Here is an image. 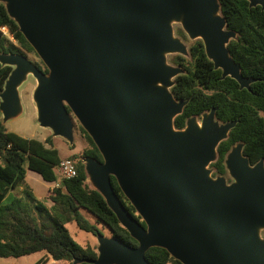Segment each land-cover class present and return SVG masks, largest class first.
<instances>
[{
  "label": "water",
  "instance_id": "obj_1",
  "mask_svg": "<svg viewBox=\"0 0 264 264\" xmlns=\"http://www.w3.org/2000/svg\"><path fill=\"white\" fill-rule=\"evenodd\" d=\"M246 1L264 10V0ZM0 2L47 69L0 52V65L11 67L0 91L1 122L20 112L19 87L32 75L38 124L72 145L77 120L102 157L81 158L87 180L137 241L96 232V257L72 264H151L145 252L154 246L181 264H264L263 159L251 164L238 142L225 156L226 174L213 176L210 166L238 119L220 122L211 108L183 128L173 124L188 101L170 90L184 69L166 56L188 54L173 23L202 42L221 78L240 89L254 81L229 54L236 33L218 0ZM111 176L145 226L122 204Z\"/></svg>",
  "mask_w": 264,
  "mask_h": 264
},
{
  "label": "trees",
  "instance_id": "obj_2",
  "mask_svg": "<svg viewBox=\"0 0 264 264\" xmlns=\"http://www.w3.org/2000/svg\"><path fill=\"white\" fill-rule=\"evenodd\" d=\"M218 2L227 28L236 33L227 45L229 54L240 65L241 75L254 79L250 89H240L238 83L228 76L221 78L220 69L213 68L200 40L189 46L188 62L184 57H176L175 63L184 69V73L174 78L170 88L176 99L188 100L182 112L174 118L175 128H183L187 118L199 116L211 108H215V118L220 122L238 119L227 138L217 146V158L210 164L213 176L226 174L225 156L238 142L243 144L242 153L251 164L260 159L264 161V10L258 5L249 7L246 0ZM1 27L7 29L9 36L0 30V52L19 53L26 57V53H35L0 2ZM34 64L47 71L46 67ZM10 70V66L0 65V91ZM78 128L88 146L67 157L74 161L76 175L61 178L57 169L62 159L50 138L41 141L8 131L1 122L0 113V257L17 258L42 251L45 256L37 264H48L52 260L72 264L74 258L94 259L95 248L77 243L64 226L66 221L72 220L81 230L94 235L99 232L96 224L90 223L79 208L89 212L96 223L106 226L110 236L127 245H137L101 194L86 183L81 158L88 156L101 161L102 157L86 131L80 125ZM27 170L45 182L59 181V186L49 189L41 199L36 198L24 180ZM110 181L125 208L145 226L113 176ZM18 187H22L20 192L8 203H2L6 194ZM145 257L151 264H181L164 248L156 246L148 248ZM77 264L92 263L81 261Z\"/></svg>",
  "mask_w": 264,
  "mask_h": 264
},
{
  "label": "rangeland",
  "instance_id": "obj_3",
  "mask_svg": "<svg viewBox=\"0 0 264 264\" xmlns=\"http://www.w3.org/2000/svg\"><path fill=\"white\" fill-rule=\"evenodd\" d=\"M172 28H173V34L180 38V40L186 45L187 50L191 44H193L196 40H198V39L188 38V36L181 29L179 23H173ZM26 54L29 60L36 63L41 68L45 67V65L43 64V62L37 56L36 53H26ZM177 56L184 57L187 60V62L189 60V53L186 56H183L180 54H167L166 56L167 62L171 65H177L175 63V61L177 60L176 59ZM187 62H185L186 65H188ZM35 85H36V80L32 75H29L26 81H24L20 85L19 87L20 105H21L20 112L17 114V116L7 120L4 123L6 129L8 131L14 132L17 135L25 137V138H33V139H37L41 141L45 140L46 138H50L51 143L54 146H56V148L58 149V153L61 159L67 158L71 154L81 152L83 148L88 146V142L85 139V137L81 134V132L79 131L78 125L80 124L77 122V120L74 117H73V144L72 145H70L65 139L61 137H52L51 131L49 129L41 127L38 124L37 119H36V109H35V105L32 100V92H33ZM27 172H28L27 177L29 179V182L30 184L31 183L33 184V179L31 178L30 175H34V176L35 175L38 176V175L30 170H27ZM225 176L227 178V181L231 180L227 175ZM86 183L89 185V187H91L88 180H86ZM34 188H35V185H34ZM9 201L10 199H6L5 203H8ZM79 211L90 223L96 224V226L99 229V232L102 235L110 236L109 229L101 223H96L95 218L89 212H87L83 208H79ZM64 226L66 227V229L68 230L72 238L77 243L83 246L89 245L95 248V251H96V246H97L96 235L79 229L72 220L66 221L64 223ZM261 236L264 237V230L261 231ZM43 255H44V252L40 251V252H34L31 254L20 256L17 258L0 257V264H37L39 260L43 257ZM64 263L66 262L65 261H50L48 264H64Z\"/></svg>",
  "mask_w": 264,
  "mask_h": 264
},
{
  "label": "crops",
  "instance_id": "obj_4",
  "mask_svg": "<svg viewBox=\"0 0 264 264\" xmlns=\"http://www.w3.org/2000/svg\"><path fill=\"white\" fill-rule=\"evenodd\" d=\"M53 137V136H52ZM44 141V140H43ZM54 146V145H53ZM56 148V146H54ZM28 172L26 171L25 173V183L28 185V187L31 189L32 193L34 194V196L36 198H42L46 195V192L51 189L52 187H55V182H45L43 181L40 176H34V175H30L31 178L33 179V184L29 182V179H28ZM33 176V177H32ZM40 178V179H39ZM41 180V181H40ZM42 182V183H41ZM34 185H35V188H34ZM41 185V187H40ZM22 187H18V188H15V189H12L10 190L6 196L4 197L2 203H5V200L6 199H12V197L14 196V194L16 193H19L20 190H21ZM45 256V254L43 255V257ZM53 261V260H52Z\"/></svg>",
  "mask_w": 264,
  "mask_h": 264
},
{
  "label": "built area",
  "instance_id": "obj_5",
  "mask_svg": "<svg viewBox=\"0 0 264 264\" xmlns=\"http://www.w3.org/2000/svg\"><path fill=\"white\" fill-rule=\"evenodd\" d=\"M1 32L5 35H8V31L5 27L0 28ZM11 38V37H10ZM57 172L61 178H70L76 175V168L74 165V161L70 158H63L60 161ZM59 186V181L55 182V187Z\"/></svg>",
  "mask_w": 264,
  "mask_h": 264
},
{
  "label": "flooded vegetation",
  "instance_id": "obj_6",
  "mask_svg": "<svg viewBox=\"0 0 264 264\" xmlns=\"http://www.w3.org/2000/svg\"><path fill=\"white\" fill-rule=\"evenodd\" d=\"M177 66H178V65H177ZM243 77H244V76H243ZM244 78H251V77H244ZM252 82H253V81H252ZM252 82H251V83H252ZM242 89H243V88H242ZM244 89H246V88H244ZM249 89H250V84H249ZM249 89H248V90H249ZM196 117H197L198 119H200V115H199V116H196Z\"/></svg>",
  "mask_w": 264,
  "mask_h": 264
}]
</instances>
